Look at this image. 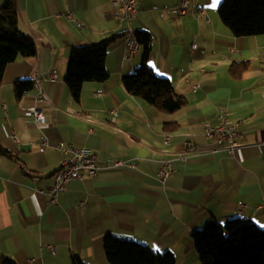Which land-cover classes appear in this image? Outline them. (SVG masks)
I'll return each instance as SVG.
<instances>
[{
	"label": "crops",
	"instance_id": "crops-1",
	"mask_svg": "<svg viewBox=\"0 0 264 264\" xmlns=\"http://www.w3.org/2000/svg\"><path fill=\"white\" fill-rule=\"evenodd\" d=\"M15 1L19 29L36 54L9 64L0 83V257L71 264L76 255L108 264L102 242L111 234L170 252L174 264H200L191 234L208 221L240 218L264 228V35H231L218 17L221 0H190L182 17L179 0H134L129 23L115 19L110 0ZM129 27L149 35L146 63L185 99L178 111L160 112L124 90L122 76L143 60L141 45L125 53ZM112 36L107 80L84 83L75 101L64 83L70 50ZM53 72L54 82L41 83L51 104L48 125L19 118L38 90L17 99L14 84ZM220 115L238 126L233 156L205 135ZM60 143L91 150L98 171H83L51 204L40 192L67 158L55 149ZM115 162L122 165L111 167ZM162 162L174 169L163 183L156 177Z\"/></svg>",
	"mask_w": 264,
	"mask_h": 264
},
{
	"label": "trees",
	"instance_id": "trees-1",
	"mask_svg": "<svg viewBox=\"0 0 264 264\" xmlns=\"http://www.w3.org/2000/svg\"><path fill=\"white\" fill-rule=\"evenodd\" d=\"M217 13L221 23L234 37L264 35V0H221ZM115 39L116 36H112L96 44L70 50L64 83L75 101L79 100L84 83L107 80L109 74L105 69V58ZM137 40L143 48V60L133 72L122 76L124 90L160 112L171 114L178 111L185 105V99L175 93L168 79L157 76L146 63L149 35L137 31ZM35 54L34 40L19 29L16 1L6 0L0 6V83L9 64ZM33 86L32 80L17 81L13 86L15 97L20 99ZM191 238L200 264H264V228L252 222L231 218L221 224L210 220L201 230L192 232ZM102 248L108 264L175 263L170 252L154 253L143 244L111 234L104 237ZM70 262L85 264L76 255L71 256ZM0 264L16 262L2 256Z\"/></svg>",
	"mask_w": 264,
	"mask_h": 264
},
{
	"label": "built area",
	"instance_id": "built-area-1",
	"mask_svg": "<svg viewBox=\"0 0 264 264\" xmlns=\"http://www.w3.org/2000/svg\"><path fill=\"white\" fill-rule=\"evenodd\" d=\"M111 5L114 9L115 19L121 22L129 23L136 18L137 9L134 0H110ZM190 0H179L176 3L175 9L177 15L182 17L188 10V3ZM201 15H204L203 12ZM134 28L129 27L126 31L124 38V49L127 55H134L139 51L140 46H133L131 39V32ZM196 45L192 46L195 49ZM57 79L56 74L46 73L39 74L35 73L33 77L34 87L38 90V94L34 100V105L30 109L21 110L19 118L28 120L39 126L48 125L49 120L46 114L47 110L51 106L48 98L44 95L41 90V83L43 81L54 82ZM264 99V96H263ZM47 106V107H45ZM111 121L114 122L117 118L115 111H110ZM220 124L218 127H212L210 124L205 125V135L208 138H213L216 145L225 150L230 156H233L238 149V132L237 124L228 125L224 116H219ZM12 139L15 141L16 138L13 136ZM42 151L46 147V140L41 139ZM55 149L66 155L67 158L63 160L61 167L53 174V185L46 191L40 192L47 196L51 204H55L57 196L66 190L67 185L72 181L80 178L81 173L86 171L89 177H95L98 171L96 166V155L89 149L79 148L73 145H65L63 143L58 144ZM187 149L192 152L193 148L187 145ZM122 164L115 162L111 167H118ZM134 167L135 164H130ZM174 174V169L170 162H162L161 167L156 171L157 179L163 183L169 177Z\"/></svg>",
	"mask_w": 264,
	"mask_h": 264
},
{
	"label": "bare ground",
	"instance_id": "bare-ground-1",
	"mask_svg": "<svg viewBox=\"0 0 264 264\" xmlns=\"http://www.w3.org/2000/svg\"><path fill=\"white\" fill-rule=\"evenodd\" d=\"M189 5V3H188ZM202 13V11L200 12V14ZM131 39H132V45L133 46H140L138 40H137V31L135 29L132 30L131 32ZM264 101V99H263Z\"/></svg>",
	"mask_w": 264,
	"mask_h": 264
},
{
	"label": "snow or ice",
	"instance_id": "snow-or-ice-1",
	"mask_svg": "<svg viewBox=\"0 0 264 264\" xmlns=\"http://www.w3.org/2000/svg\"><path fill=\"white\" fill-rule=\"evenodd\" d=\"M215 3H219V0H215ZM215 3L212 5L213 7L215 6Z\"/></svg>",
	"mask_w": 264,
	"mask_h": 264
}]
</instances>
